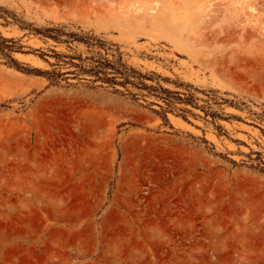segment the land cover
<instances>
[{
    "label": "rangeland",
    "instance_id": "374dc122",
    "mask_svg": "<svg viewBox=\"0 0 264 264\" xmlns=\"http://www.w3.org/2000/svg\"><path fill=\"white\" fill-rule=\"evenodd\" d=\"M101 1L0 0V264H264V0Z\"/></svg>",
    "mask_w": 264,
    "mask_h": 264
},
{
    "label": "bare ground",
    "instance_id": "6f19581e",
    "mask_svg": "<svg viewBox=\"0 0 264 264\" xmlns=\"http://www.w3.org/2000/svg\"><path fill=\"white\" fill-rule=\"evenodd\" d=\"M99 1V0H98ZM103 1V0H102ZM101 1V2H102ZM100 3V2H99ZM103 3V2H102ZM108 3H110L109 1H108ZM101 4V3H100ZM111 4V3H110ZM240 4H237L236 5V8H240ZM110 8H114V7H110ZM196 9H197V16H199V17H201L202 15H203V13L201 12V8L200 7H196ZM114 12L116 13V11L114 10ZM132 15H133V22H134V24H142V25H148L149 24V21H150V18H147L146 16H145V14H141V12L139 13V12H136V11H134V13H132ZM204 16V15H203ZM206 16V15H205ZM167 18H168V23L169 24H171V25H174V23H175V19H179L180 20V17H174V15H172V16H167ZM187 22V21H186ZM184 24L186 25V24H188V23H185L184 22ZM173 28V27H172ZM250 31V32H249ZM249 31H246V33H247V35L248 36H250L252 33L253 34H258V36L261 34V32L260 31H258L256 28H251V30H249ZM251 31H252V33H251ZM264 33V32H263ZM262 36V35H261ZM169 121L172 123V124H174L176 127H180V128H185V123L184 122H182L181 120H179L178 118H175V117H173V116H169ZM187 128V127H186Z\"/></svg>",
    "mask_w": 264,
    "mask_h": 264
}]
</instances>
